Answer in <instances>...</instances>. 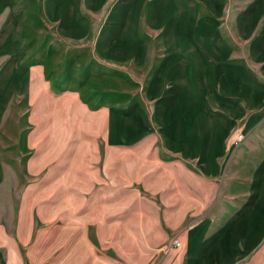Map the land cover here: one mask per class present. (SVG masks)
Returning <instances> with one entry per match:
<instances>
[{
  "label": "crops",
  "instance_id": "obj_1",
  "mask_svg": "<svg viewBox=\"0 0 264 264\" xmlns=\"http://www.w3.org/2000/svg\"><path fill=\"white\" fill-rule=\"evenodd\" d=\"M35 4L65 46L81 49L93 40L91 55L97 60L143 74L142 91L133 98V108L107 113V151L154 137L160 140L162 153L174 157L180 173L187 170L185 164L190 165L192 180L197 182L223 185L226 178L221 174L227 169L242 170L244 179L229 183L228 193L240 202L220 214L213 207L201 211L198 191L186 197L183 192L162 194L177 203L167 209L143 210V218L137 217L135 208L123 210L127 227H141L145 234L140 248L155 251L144 264L151 263L155 254L160 256L159 264H240L248 259L264 242V0H241L240 4L228 0H0V126L9 119L12 122L8 112L13 105L16 108L31 98H35L38 124L70 120L72 93H52L42 79V68L26 61L27 36L22 25ZM106 4L113 5L103 13ZM121 4L126 5L123 13L118 12ZM95 16L100 17L101 26L94 36L90 26ZM143 25L149 31L141 36ZM235 130L245 137L238 146L229 141ZM39 135L40 128L35 130V136ZM87 147L66 145L64 140L52 152H87ZM18 148L22 153V146ZM5 179L0 157V185ZM28 197V190L20 197L13 228L0 217V264H55L50 257L45 263L43 258L33 262L26 255L35 229L33 217H27L24 201ZM194 200L195 207L183 203ZM96 219L87 209L80 210V223H96ZM117 222H121L119 214ZM171 237L180 242L178 248L170 247ZM79 245V262L75 259L74 264H104L97 246ZM71 256L65 251L63 264H72Z\"/></svg>",
  "mask_w": 264,
  "mask_h": 264
},
{
  "label": "rangeland",
  "instance_id": "obj_2",
  "mask_svg": "<svg viewBox=\"0 0 264 264\" xmlns=\"http://www.w3.org/2000/svg\"><path fill=\"white\" fill-rule=\"evenodd\" d=\"M228 1L240 4L241 0ZM112 5L106 4L103 13H107ZM125 6L121 4L118 12L123 13ZM190 10H185L187 16ZM232 11L228 10L226 16L230 17ZM93 21L95 23L90 27L95 36L101 26L100 17H93ZM224 28H228L227 23ZM140 31L144 36L149 30L143 25ZM22 32L27 36V63L42 68L39 69L42 79L50 84L52 93H72L69 122L40 120L38 124L35 98H31L16 108L13 105L8 112L12 122L9 119L0 126V157L6 173V179L0 185V217L13 228L20 197L28 190V201L24 202L27 217H33L35 229L26 255L33 262L35 258H43L46 263L50 257L55 259V264H63L64 253L68 251V254L72 253L74 264L75 259L79 262V244L83 243L88 247L97 246L98 254L103 253L100 257L104 258V264H144L155 251L140 248L145 234L141 227H127L123 210L135 208L137 217L143 218V210L174 207L177 202L169 199L170 196L163 198L162 194L175 192H183L186 197L188 193L198 191L201 211L213 207L218 214L240 202L228 194L231 192L229 183L244 179L242 170L235 166L221 174L226 178L223 185L214 186L192 180L190 165L185 164L187 170L180 173L174 157L162 153L158 138L139 139L131 147L107 151V113L112 109L127 112L133 108V98L142 91L144 77L141 72L97 60L91 55L93 40L81 49L65 46L53 26L43 21L37 4L23 23ZM67 75H71L69 80ZM48 124L52 127L50 131ZM39 128L40 135L35 136V130ZM5 130L8 137H5ZM49 132L51 136L48 137ZM239 133L242 134L235 130L229 136L233 146L245 140L242 134L243 140L234 143ZM64 140L66 145L88 146L87 152L81 149L68 154L53 153V147L59 150ZM19 145L22 153L18 152ZM10 149L13 152L9 153ZM65 156L67 162L64 164ZM81 194L85 199H81ZM183 203L189 207L197 205L196 200ZM81 209L97 215L96 223H80ZM118 214L120 223L117 222ZM174 240L169 239L170 247L178 248ZM129 245L135 248H129ZM159 258L155 254L149 264H159ZM240 264H264V242Z\"/></svg>",
  "mask_w": 264,
  "mask_h": 264
},
{
  "label": "built area",
  "instance_id": "obj_3",
  "mask_svg": "<svg viewBox=\"0 0 264 264\" xmlns=\"http://www.w3.org/2000/svg\"><path fill=\"white\" fill-rule=\"evenodd\" d=\"M242 140H243V135L239 133V134H237V136L235 137L234 143H235V144H238V143H240ZM174 245H175L176 247H179V246H180V243H179V241H178L177 239L174 240Z\"/></svg>",
  "mask_w": 264,
  "mask_h": 264
}]
</instances>
